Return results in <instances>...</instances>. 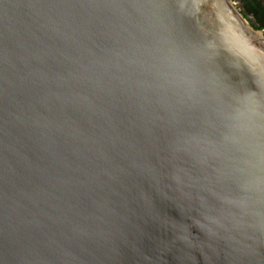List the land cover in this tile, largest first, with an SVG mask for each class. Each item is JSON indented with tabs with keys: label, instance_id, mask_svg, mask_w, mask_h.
I'll return each mask as SVG.
<instances>
[{
	"label": "water",
	"instance_id": "95a60500",
	"mask_svg": "<svg viewBox=\"0 0 264 264\" xmlns=\"http://www.w3.org/2000/svg\"><path fill=\"white\" fill-rule=\"evenodd\" d=\"M232 0H0V264H264V34Z\"/></svg>",
	"mask_w": 264,
	"mask_h": 264
},
{
	"label": "trees",
	"instance_id": "16d2710c",
	"mask_svg": "<svg viewBox=\"0 0 264 264\" xmlns=\"http://www.w3.org/2000/svg\"><path fill=\"white\" fill-rule=\"evenodd\" d=\"M252 27L264 34V0H238Z\"/></svg>",
	"mask_w": 264,
	"mask_h": 264
},
{
	"label": "rangeland",
	"instance_id": "374dc122",
	"mask_svg": "<svg viewBox=\"0 0 264 264\" xmlns=\"http://www.w3.org/2000/svg\"><path fill=\"white\" fill-rule=\"evenodd\" d=\"M234 3H235V5H236V6H240V4H239V1H238V0H235V2H234Z\"/></svg>",
	"mask_w": 264,
	"mask_h": 264
},
{
	"label": "clouds",
	"instance_id": "9594fccd",
	"mask_svg": "<svg viewBox=\"0 0 264 264\" xmlns=\"http://www.w3.org/2000/svg\"><path fill=\"white\" fill-rule=\"evenodd\" d=\"M233 2H235V0H232Z\"/></svg>",
	"mask_w": 264,
	"mask_h": 264
}]
</instances>
